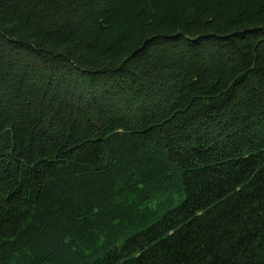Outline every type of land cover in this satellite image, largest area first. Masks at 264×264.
Segmentation results:
<instances>
[{"label": "trees", "instance_id": "obj_1", "mask_svg": "<svg viewBox=\"0 0 264 264\" xmlns=\"http://www.w3.org/2000/svg\"><path fill=\"white\" fill-rule=\"evenodd\" d=\"M0 264H264V0H0Z\"/></svg>", "mask_w": 264, "mask_h": 264}]
</instances>
